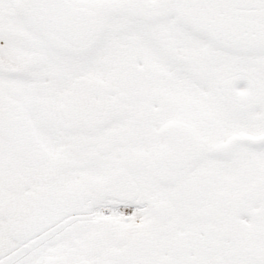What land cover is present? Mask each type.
Instances as JSON below:
<instances>
[{
	"label": "snow or ice",
	"instance_id": "obj_1",
	"mask_svg": "<svg viewBox=\"0 0 264 264\" xmlns=\"http://www.w3.org/2000/svg\"><path fill=\"white\" fill-rule=\"evenodd\" d=\"M0 264H264V0H0Z\"/></svg>",
	"mask_w": 264,
	"mask_h": 264
}]
</instances>
